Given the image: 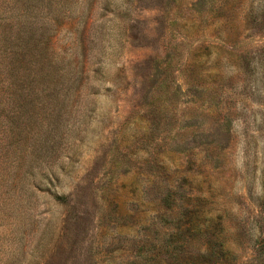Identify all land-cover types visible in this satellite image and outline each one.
I'll return each instance as SVG.
<instances>
[{"label":"rangeland","instance_id":"obj_1","mask_svg":"<svg viewBox=\"0 0 264 264\" xmlns=\"http://www.w3.org/2000/svg\"><path fill=\"white\" fill-rule=\"evenodd\" d=\"M0 264H264V0H0Z\"/></svg>","mask_w":264,"mask_h":264}]
</instances>
